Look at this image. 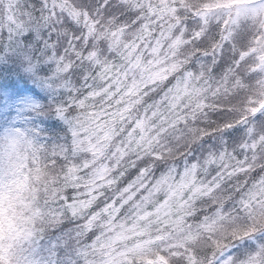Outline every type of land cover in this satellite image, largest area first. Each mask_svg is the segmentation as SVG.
I'll list each match as a JSON object with an SVG mask.
<instances>
[{
  "label": "snow or ice",
  "instance_id": "6c2138e0",
  "mask_svg": "<svg viewBox=\"0 0 264 264\" xmlns=\"http://www.w3.org/2000/svg\"><path fill=\"white\" fill-rule=\"evenodd\" d=\"M0 264H264V0H0Z\"/></svg>",
  "mask_w": 264,
  "mask_h": 264
}]
</instances>
